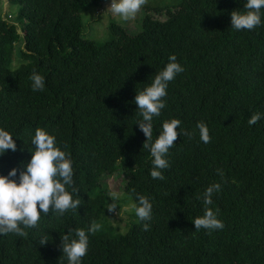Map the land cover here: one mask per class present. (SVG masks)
<instances>
[{
    "label": "trees",
    "instance_id": "obj_1",
    "mask_svg": "<svg viewBox=\"0 0 264 264\" xmlns=\"http://www.w3.org/2000/svg\"><path fill=\"white\" fill-rule=\"evenodd\" d=\"M18 6L0 16V128L17 150L0 155V174L26 170L37 128L56 137L68 153L81 205L58 218L41 213L27 237L0 234V264H68L61 235L101 225L88 233L81 264H264V9L253 30L231 28L233 10L246 0H177L145 5L142 29L132 34L112 18L109 39L86 37L82 12L109 0H5ZM139 18L133 19L138 21ZM22 63L12 68L15 43ZM184 71L168 83L165 107L153 118V142L164 121L179 119L180 135L169 149L164 179H153L137 92L150 85L171 55ZM45 79L33 91V72ZM254 113L261 119L249 126ZM209 128L200 139L197 124ZM221 170L220 175L217 170ZM124 171L126 197L152 203V219L138 218L126 233H113L114 201L101 185L104 174ZM219 183L211 207L223 229H195L204 214L203 194ZM71 191V188L68 189ZM149 230H143V224ZM47 235L46 245L39 238ZM75 237V233H72Z\"/></svg>",
    "mask_w": 264,
    "mask_h": 264
},
{
    "label": "clouds",
    "instance_id": "obj_2",
    "mask_svg": "<svg viewBox=\"0 0 264 264\" xmlns=\"http://www.w3.org/2000/svg\"><path fill=\"white\" fill-rule=\"evenodd\" d=\"M148 3V0H112L107 11L110 10L114 16H118L123 21L135 19L141 9ZM244 11L233 10L231 13V28L240 30H253L261 25V10L264 9V0H246ZM17 65L13 63L10 71L17 70ZM184 69L177 62V57L173 54L169 57L166 67L155 75L151 84L143 90L137 92L135 103L138 105L139 129L146 136L143 149L150 150L152 157V170L150 175L153 179L163 180L165 177L162 169L169 167L166 156L169 149L174 146L178 136L191 135L186 131H178L181 124L179 119L164 121L162 130L153 142V118L161 114L165 107L164 97L167 95L168 83L172 81L176 74ZM32 90L43 91L45 88L44 77L33 72L31 77ZM261 119L260 113H254L248 120L249 126L255 125ZM200 139L210 142L209 128L203 122L197 124ZM35 150L32 151L31 160L26 164V170L20 171L19 181L14 179L17 176V168H12L7 175L0 174V234H15L18 237H27L25 229L36 228L41 220V213L47 215L50 211L55 212L57 217L69 210H76L81 205L80 199H74L73 193L79 195V190L74 185L73 165L71 157L65 150L57 145L56 137L43 128H37L32 138ZM8 150H17L16 141L13 135L7 130L0 128V155ZM223 175L221 170H217ZM71 188V191L68 189ZM219 183L207 187L203 194L205 205L204 214L193 220L195 229H223L224 223L218 219L217 212L212 205V196L219 192ZM110 197L114 201L110 210L116 207L119 193L110 192ZM138 203H133L131 208L141 221L152 219V203L144 195L137 196ZM101 225L93 222L87 229H70L66 234L61 235V250L66 257L68 264H81L82 258L87 254L89 235L95 234ZM149 224H143V230H149ZM75 233L73 237L72 233ZM49 241L47 235L39 238V244L46 245Z\"/></svg>",
    "mask_w": 264,
    "mask_h": 264
},
{
    "label": "rangeland",
    "instance_id": "obj_3",
    "mask_svg": "<svg viewBox=\"0 0 264 264\" xmlns=\"http://www.w3.org/2000/svg\"><path fill=\"white\" fill-rule=\"evenodd\" d=\"M177 0H148L146 5L158 6V4L166 5L169 3L176 2ZM112 0H109L104 5L100 6V9L92 6L85 9L82 12L84 23H85V36L96 39L99 42H104L109 39V24L112 18L124 22L126 28L130 33L136 34L142 29V20L146 14L145 6L137 14L135 18H139L138 21L130 20L123 21L120 17L114 16L110 10L107 11ZM18 12V6L13 4H8L5 0H0V16L8 15L9 19L11 14H13V19ZM109 35V36H108ZM22 42L15 43V51L13 55V63L19 66L22 63L20 57ZM129 174L124 171H116L110 174H104L101 177V185L107 190L108 194L110 192L119 193V199L115 201L116 207L108 213L109 223L115 226L117 229L113 230V233H126L130 226L138 221V218H132L131 215H127L132 212L131 205L133 204L132 200L126 197L124 192V184L128 180ZM110 196V195H109ZM112 199V198H111Z\"/></svg>",
    "mask_w": 264,
    "mask_h": 264
}]
</instances>
